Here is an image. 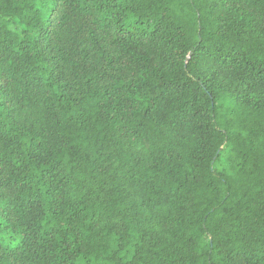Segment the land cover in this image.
Listing matches in <instances>:
<instances>
[{
    "label": "trees",
    "instance_id": "obj_1",
    "mask_svg": "<svg viewBox=\"0 0 264 264\" xmlns=\"http://www.w3.org/2000/svg\"><path fill=\"white\" fill-rule=\"evenodd\" d=\"M0 264H264V0H0Z\"/></svg>",
    "mask_w": 264,
    "mask_h": 264
}]
</instances>
